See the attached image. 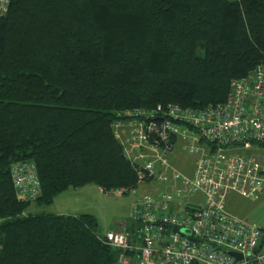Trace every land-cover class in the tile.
Returning a JSON list of instances; mask_svg holds the SVG:
<instances>
[{"label": "trees", "instance_id": "obj_1", "mask_svg": "<svg viewBox=\"0 0 264 264\" xmlns=\"http://www.w3.org/2000/svg\"><path fill=\"white\" fill-rule=\"evenodd\" d=\"M258 66L264 0H10L0 16V264H119L94 214L43 206L69 187L139 184L112 127L118 111L221 102ZM19 160L36 165L34 200L16 193Z\"/></svg>", "mask_w": 264, "mask_h": 264}, {"label": "built area", "instance_id": "obj_2", "mask_svg": "<svg viewBox=\"0 0 264 264\" xmlns=\"http://www.w3.org/2000/svg\"><path fill=\"white\" fill-rule=\"evenodd\" d=\"M9 3L0 0V16ZM112 127L138 182L160 183L135 196L128 229L104 234L119 250V264H264L261 226L225 207L232 192L264 195V156L257 151L264 146L262 66L232 79L221 102L123 109ZM178 152L194 156L188 174L172 162ZM10 173L19 197L41 194L34 162L15 161Z\"/></svg>", "mask_w": 264, "mask_h": 264}, {"label": "rangeland", "instance_id": "obj_3", "mask_svg": "<svg viewBox=\"0 0 264 264\" xmlns=\"http://www.w3.org/2000/svg\"><path fill=\"white\" fill-rule=\"evenodd\" d=\"M262 67L264 68V66ZM257 151L264 156V146H261ZM252 152L255 151L252 149ZM178 153L172 162L188 174L193 165L194 156L188 153ZM159 186L160 183L155 181L142 182L135 187L134 192L130 191L123 194L107 193L95 183H88L75 188L69 187L63 190L61 197L56 201V209L65 213L86 211L94 214L97 220V231L103 235L110 229L121 230L126 228V223L131 225L132 221L129 220L130 206L135 196L150 193L152 187L158 188ZM193 199L199 200V197L194 196ZM53 204L55 207V202ZM51 206L52 202L43 208L45 210L50 208L52 211ZM225 207L234 215L256 221L262 228L264 240V195L258 199H253L242 193L232 192L227 197ZM261 249L264 250V241Z\"/></svg>", "mask_w": 264, "mask_h": 264}, {"label": "crops", "instance_id": "obj_4", "mask_svg": "<svg viewBox=\"0 0 264 264\" xmlns=\"http://www.w3.org/2000/svg\"><path fill=\"white\" fill-rule=\"evenodd\" d=\"M62 193H63V191L62 192H59V194L58 195H56L55 196V198H54V200L52 201V211H50V208H49V210L48 211H50V212H54V213H60V214H68V213H65V212H63V211H58V210H60V209H56V206H57V204H56V201L57 200H59V198L61 197L60 195H62ZM53 202H55V207H54V204H53ZM34 205V208L33 209H41V206H36L35 204H33ZM33 205H31V207L33 206ZM114 227V226H113ZM264 241V240H263ZM262 244H263V242H262ZM262 244H261V247H262Z\"/></svg>", "mask_w": 264, "mask_h": 264}]
</instances>
